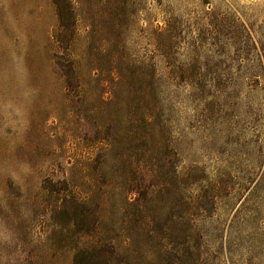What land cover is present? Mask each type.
<instances>
[{"label":"rangeland","instance_id":"374dc122","mask_svg":"<svg viewBox=\"0 0 264 264\" xmlns=\"http://www.w3.org/2000/svg\"><path fill=\"white\" fill-rule=\"evenodd\" d=\"M0 264H264V0H0Z\"/></svg>","mask_w":264,"mask_h":264}]
</instances>
